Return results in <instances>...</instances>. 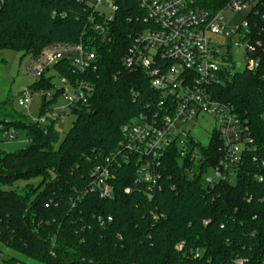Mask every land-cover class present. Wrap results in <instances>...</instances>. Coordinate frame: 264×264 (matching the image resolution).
<instances>
[{
	"label": "trees",
	"instance_id": "obj_1",
	"mask_svg": "<svg viewBox=\"0 0 264 264\" xmlns=\"http://www.w3.org/2000/svg\"><path fill=\"white\" fill-rule=\"evenodd\" d=\"M116 3L119 11L105 39L94 29L86 0H0V51L35 56L52 43L81 42L98 63L89 74H77L91 82L93 94L72 107L75 119L63 137L57 120L22 121L7 115L8 99L0 103V133L25 129L30 140L16 152L0 151V244L22 256L4 264H264V61L217 89L247 119L257 146L246 154L234 183L205 182L223 155L214 132L206 147L191 141L186 157L178 144L172 146L162 162L160 189L148 193L137 186L132 161L116 168L112 198L89 191L93 168L118 151L122 127L155 94L144 72L122 65L142 12L136 0ZM56 69L75 76L66 62ZM53 89V77L29 87ZM61 93L43 98L41 115ZM33 179L40 182L12 188Z\"/></svg>",
	"mask_w": 264,
	"mask_h": 264
},
{
	"label": "built area",
	"instance_id": "obj_2",
	"mask_svg": "<svg viewBox=\"0 0 264 264\" xmlns=\"http://www.w3.org/2000/svg\"><path fill=\"white\" fill-rule=\"evenodd\" d=\"M136 2L142 14L135 20L142 24L133 29L122 65L130 72H144L155 94L146 102L145 110L122 127L124 137L118 151L93 168L89 191L104 199L112 198L116 168L132 161L136 166L137 186L146 188L148 193L160 189L163 159L175 144L179 145L182 157L188 155L191 141H197L189 127L202 114L215 119L214 132L223 148L222 157L210 168L205 182L234 183L246 154L256 152L257 146L247 119L237 113L234 104L221 98L217 89L234 73L254 71L264 61V0ZM86 4L94 29L109 39L110 24L119 11L116 0H86ZM226 11L244 15L241 24L232 27L226 20ZM253 27L258 28L256 38ZM235 46L245 48L246 62L241 70L235 69L231 53ZM64 62L72 68L74 77L56 69V65ZM97 64L95 52L81 42L45 46L38 55L31 56L28 72L37 80L53 77L54 89H28L18 104L25 106L35 93L50 101L57 90H62L60 97L66 99L70 109L86 103L93 94V86L77 74H89L97 69ZM55 103L49 112L33 122L45 125L50 119L63 120L59 110L64 107ZM253 161H259V157L253 156ZM261 165L264 166V159ZM125 191L130 193L131 188ZM182 246L179 244L177 248Z\"/></svg>",
	"mask_w": 264,
	"mask_h": 264
},
{
	"label": "rangeland",
	"instance_id": "obj_3",
	"mask_svg": "<svg viewBox=\"0 0 264 264\" xmlns=\"http://www.w3.org/2000/svg\"><path fill=\"white\" fill-rule=\"evenodd\" d=\"M226 18L232 27H237L243 21L244 15L236 14L232 11H226ZM231 53L233 61L236 63L235 69H243L246 62L245 48L243 46L232 47ZM30 60V55H23L21 52H16L10 49H3L0 51V103L8 99L10 105L6 110L7 115H14L15 117L21 116L20 118L22 121L38 120L41 116V106L43 102V97L39 93H35L30 102L25 106H20L18 104V99L22 96V93L28 90L30 85L37 81V78L28 72V64ZM56 83L60 84V81L56 79ZM55 104L56 106L64 107L59 110L60 115L64 118L63 120H57L55 126L63 137L71 128L75 115L67 106L64 97L58 98ZM216 127L217 123L212 116L202 114L195 124L190 125L189 129L192 136L202 146L206 147L208 146L211 134ZM7 133L9 134L6 136H4L3 133H0V151L16 152L30 145V140L25 129H19L17 132L14 129H11ZM12 133H15L13 138H11ZM30 182L37 185L40 182V179H33L30 181L20 180L17 181L12 188L22 189ZM0 248L3 249V253L0 255V264H4V261L10 257H19L22 259V256L5 248L1 244ZM13 264L20 263L17 262Z\"/></svg>",
	"mask_w": 264,
	"mask_h": 264
}]
</instances>
